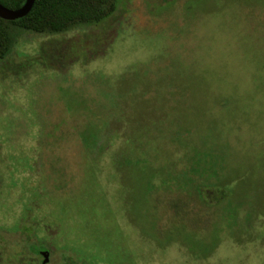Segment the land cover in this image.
<instances>
[{
	"label": "rangeland",
	"instance_id": "rangeland-1",
	"mask_svg": "<svg viewBox=\"0 0 264 264\" xmlns=\"http://www.w3.org/2000/svg\"><path fill=\"white\" fill-rule=\"evenodd\" d=\"M0 57V264H264V0H113ZM66 263V262H65Z\"/></svg>",
	"mask_w": 264,
	"mask_h": 264
},
{
	"label": "trees",
	"instance_id": "trees-1",
	"mask_svg": "<svg viewBox=\"0 0 264 264\" xmlns=\"http://www.w3.org/2000/svg\"><path fill=\"white\" fill-rule=\"evenodd\" d=\"M26 0H0L4 6L17 9ZM113 9V0H35L31 10L18 20H6L0 17V57L9 51L14 41L15 29L38 33L63 32L70 28L90 22H99ZM33 244L31 250L44 255L41 247ZM49 253L48 249L45 250ZM64 264H69L66 257ZM43 264V261L42 263ZM48 264V261L45 263Z\"/></svg>",
	"mask_w": 264,
	"mask_h": 264
},
{
	"label": "water",
	"instance_id": "water-1",
	"mask_svg": "<svg viewBox=\"0 0 264 264\" xmlns=\"http://www.w3.org/2000/svg\"><path fill=\"white\" fill-rule=\"evenodd\" d=\"M34 2L35 0H26L25 3L17 9L8 8L0 3V17L6 20H18L28 14ZM42 254L45 257L43 260V264H45L49 259V253L47 251H42Z\"/></svg>",
	"mask_w": 264,
	"mask_h": 264
},
{
	"label": "flooded vegetation",
	"instance_id": "flooded-vegetation-1",
	"mask_svg": "<svg viewBox=\"0 0 264 264\" xmlns=\"http://www.w3.org/2000/svg\"><path fill=\"white\" fill-rule=\"evenodd\" d=\"M48 249V248H47ZM46 248L45 249H42V250H40V252L41 251H45V250H47ZM48 251H49V249H48ZM49 254H50V251H49ZM40 256H41V254H40ZM41 262L43 261V258H41V260H40Z\"/></svg>",
	"mask_w": 264,
	"mask_h": 264
}]
</instances>
